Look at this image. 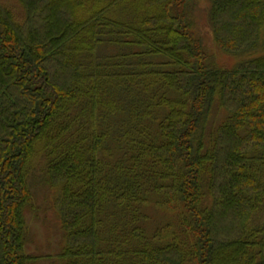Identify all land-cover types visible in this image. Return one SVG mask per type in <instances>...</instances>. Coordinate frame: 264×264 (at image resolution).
<instances>
[{
	"label": "trees",
	"instance_id": "1",
	"mask_svg": "<svg viewBox=\"0 0 264 264\" xmlns=\"http://www.w3.org/2000/svg\"><path fill=\"white\" fill-rule=\"evenodd\" d=\"M39 187L62 264H264V0H0V264Z\"/></svg>",
	"mask_w": 264,
	"mask_h": 264
},
{
	"label": "rangeland",
	"instance_id": "2",
	"mask_svg": "<svg viewBox=\"0 0 264 264\" xmlns=\"http://www.w3.org/2000/svg\"><path fill=\"white\" fill-rule=\"evenodd\" d=\"M205 34L209 40V46L213 47L211 34L206 24L203 23ZM214 48V47H213ZM219 62L230 67L233 66L234 60L223 57L218 50H215ZM40 183V182H39ZM36 200L34 207L37 208L32 212L30 223L28 221V236L30 235V251L34 257L39 258L34 260L33 264H62L60 253L63 246V231L61 230L60 221L53 210L52 201L50 205L46 203V189L35 188ZM39 210V211H38ZM28 218V212H27ZM31 225V226H30ZM31 227V229H30ZM32 264V263H31Z\"/></svg>",
	"mask_w": 264,
	"mask_h": 264
}]
</instances>
